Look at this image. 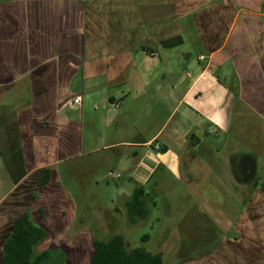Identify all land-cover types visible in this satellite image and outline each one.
Listing matches in <instances>:
<instances>
[{"label":"crops","instance_id":"obj_1","mask_svg":"<svg viewBox=\"0 0 264 264\" xmlns=\"http://www.w3.org/2000/svg\"><path fill=\"white\" fill-rule=\"evenodd\" d=\"M263 15L264 0H0V158L15 120L23 169L14 182L0 172V264L24 210L45 232L35 251L88 263L96 233L84 227L95 210L85 211L77 172L99 162L108 177L117 172L111 179L125 176L123 205L134 185L152 191L169 175L204 206L207 192H240L245 209L223 223L229 234L192 261L264 264ZM182 34L194 47L178 48ZM175 36L180 43L161 45ZM211 133L225 148L235 138L231 158ZM116 211L100 226H114ZM156 251L160 264L173 253Z\"/></svg>","mask_w":264,"mask_h":264},{"label":"rangeland","instance_id":"obj_2","mask_svg":"<svg viewBox=\"0 0 264 264\" xmlns=\"http://www.w3.org/2000/svg\"><path fill=\"white\" fill-rule=\"evenodd\" d=\"M184 43L178 46L179 49L188 48L187 45L192 39L187 34H182ZM3 132L0 129V137ZM207 137L214 142L219 141V145L224 141V136L214 133ZM228 150L220 145L222 152L231 158V149L239 147L235 138L227 137ZM228 151V153H227ZM235 159V158H233ZM238 159H236L237 161ZM256 176L264 171V161L258 158ZM105 165V164H104ZM99 162L91 166L86 171H78L79 181L82 183L86 193V206H84L87 215L92 214L90 207L95 210L94 219L91 223L86 222L84 229L96 233V238L106 239L111 233H121L126 242V248L134 245H143L150 251H156L165 248H172V255L163 261V264H197V257L210 249L221 244L226 234H229L223 227V223L232 217L234 219L239 212L245 209L242 205L243 196L236 193L235 184L230 174H227V185L234 195L229 192H207L205 194L207 206H204L200 199L194 197L190 190L179 182L173 176L169 175L163 180L160 187L152 188V197L155 204L150 207L146 218L130 222L127 218L125 206L122 203V196L119 194V183L125 180L122 174L116 179H111L106 175V167ZM5 164L0 158V172H5ZM101 176L99 182L93 178ZM126 181V180H125ZM0 190L3 188L0 184ZM207 190H214L208 188ZM206 190V191H207ZM221 191V190H220ZM244 194V192H243ZM245 197V196H244ZM264 206V197L262 198ZM116 208L117 221H109L108 225H102L103 215H108L109 210ZM91 212H88V211ZM107 212V213H106ZM105 213V214H104ZM68 234L72 233L71 228ZM231 232V231H230ZM91 237L90 232L85 231ZM147 234L148 238L141 240L142 235ZM219 261V260H218Z\"/></svg>","mask_w":264,"mask_h":264},{"label":"trees","instance_id":"obj_3","mask_svg":"<svg viewBox=\"0 0 264 264\" xmlns=\"http://www.w3.org/2000/svg\"><path fill=\"white\" fill-rule=\"evenodd\" d=\"M264 23V15L262 16ZM179 36L160 40L161 45L172 46L180 43ZM146 48L144 45H140ZM4 133L7 140L8 154L2 155L4 164L11 180L14 182L23 173L22 158L18 144V130L15 120L10 128L5 124ZM20 173L18 176H16ZM49 174L44 168L38 178V183L46 181ZM264 190V182L260 183ZM150 190L142 184H136L128 197L124 200L127 218L130 222L146 218L150 207L155 204ZM45 235L42 227L35 224L27 210L14 217L11 231L5 238L2 247L3 264H64L63 253L57 249H43L35 251L33 246ZM147 234L141 240L145 241ZM160 251H149L143 245L126 248V243L120 233H111L106 239L93 238L92 253L87 264H160Z\"/></svg>","mask_w":264,"mask_h":264},{"label":"built area","instance_id":"obj_4","mask_svg":"<svg viewBox=\"0 0 264 264\" xmlns=\"http://www.w3.org/2000/svg\"><path fill=\"white\" fill-rule=\"evenodd\" d=\"M199 57H202V55H199ZM78 103H79V99H78V97H73V99H72V105L73 106H77L78 105ZM108 174H109V176L111 177V178H115L118 174H117V172H112V171H110V172H108Z\"/></svg>","mask_w":264,"mask_h":264}]
</instances>
